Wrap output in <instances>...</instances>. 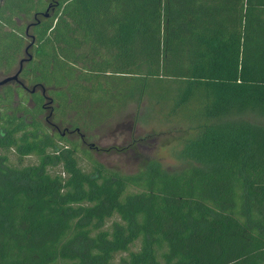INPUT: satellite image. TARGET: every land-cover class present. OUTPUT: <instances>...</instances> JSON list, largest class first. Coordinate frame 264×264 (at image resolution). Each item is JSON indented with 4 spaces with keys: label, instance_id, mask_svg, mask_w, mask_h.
I'll use <instances>...</instances> for the list:
<instances>
[{
    "label": "trees",
    "instance_id": "obj_1",
    "mask_svg": "<svg viewBox=\"0 0 264 264\" xmlns=\"http://www.w3.org/2000/svg\"><path fill=\"white\" fill-rule=\"evenodd\" d=\"M22 59L26 90L0 89V264H264V0H0V75ZM143 100L189 126L182 169L123 175L83 147Z\"/></svg>",
    "mask_w": 264,
    "mask_h": 264
},
{
    "label": "rangeland",
    "instance_id": "obj_2",
    "mask_svg": "<svg viewBox=\"0 0 264 264\" xmlns=\"http://www.w3.org/2000/svg\"><path fill=\"white\" fill-rule=\"evenodd\" d=\"M170 107L164 103L156 105L148 100L131 104L120 114L88 132V143L83 147L89 149L96 161L123 175L135 174L145 159L156 160L166 171L176 172L186 165L180 155L181 136L189 130V126L177 118H166V111ZM244 119L256 124L262 122L257 116ZM69 138L79 139L76 135H70ZM34 162L32 158L25 163ZM81 165L86 169L84 159Z\"/></svg>",
    "mask_w": 264,
    "mask_h": 264
},
{
    "label": "water",
    "instance_id": "obj_3",
    "mask_svg": "<svg viewBox=\"0 0 264 264\" xmlns=\"http://www.w3.org/2000/svg\"><path fill=\"white\" fill-rule=\"evenodd\" d=\"M28 60L21 61L20 64H19L18 71L14 75L9 76V77L3 79L2 81H0V85H5V84L10 83V82H13V81H18L19 74H20V72L22 70V65H23L24 62H27ZM33 92H34V90L32 91V93Z\"/></svg>",
    "mask_w": 264,
    "mask_h": 264
},
{
    "label": "flooded vegetation",
    "instance_id": "obj_4",
    "mask_svg": "<svg viewBox=\"0 0 264 264\" xmlns=\"http://www.w3.org/2000/svg\"><path fill=\"white\" fill-rule=\"evenodd\" d=\"M25 54H26V52H25ZM23 60H26V59H22L21 61H23ZM20 61V62H21ZM26 62H24L23 64H25ZM12 75H14V74H12ZM11 75V76H12ZM7 77H9V76H7ZM6 76H2V75H0V81H2L3 79H5V78H7ZM6 85H14V86H16V87H19V88H23L24 90H26L25 89V86L21 83V81L19 80V78H18V81H13V82H10V83H7V84H5V85H0V89L2 88V87H4V86H6ZM68 135L70 136V135H73L71 132H68Z\"/></svg>",
    "mask_w": 264,
    "mask_h": 264
}]
</instances>
